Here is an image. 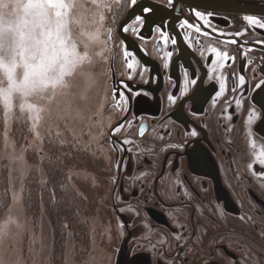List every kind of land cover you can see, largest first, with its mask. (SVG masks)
<instances>
[{"label": "flooded vegetation", "instance_id": "obj_1", "mask_svg": "<svg viewBox=\"0 0 264 264\" xmlns=\"http://www.w3.org/2000/svg\"><path fill=\"white\" fill-rule=\"evenodd\" d=\"M124 5L108 30L113 261L124 238V264H264V0H138L125 41Z\"/></svg>", "mask_w": 264, "mask_h": 264}, {"label": "rangeland", "instance_id": "obj_2", "mask_svg": "<svg viewBox=\"0 0 264 264\" xmlns=\"http://www.w3.org/2000/svg\"><path fill=\"white\" fill-rule=\"evenodd\" d=\"M121 0H64L66 11L65 42L74 49V62L67 68L62 83L49 85L29 95L13 92L3 106L0 128V164L6 165L10 203L0 217V264H52L53 227L47 213L40 212L35 221L28 214L22 198L25 177L31 168L45 176L43 160L49 150L45 137L53 135L61 142L73 143L78 153L67 165L68 176L88 178L93 214L90 248L84 255L75 254L72 240H66L62 264H114L116 228L108 204L112 169V153L108 130L115 121L110 107L108 30L114 27L115 12ZM15 3L27 0H0V15L5 22L15 23L22 14ZM117 61V68L121 64ZM23 69L17 68L16 79ZM6 76L0 70V88H6ZM32 107H29V106ZM24 113L30 133L17 141L12 132L14 110ZM34 151V154H33ZM100 177H105L101 179ZM104 190V194L101 193ZM105 200V201H104Z\"/></svg>", "mask_w": 264, "mask_h": 264}, {"label": "snow or ice", "instance_id": "obj_3", "mask_svg": "<svg viewBox=\"0 0 264 264\" xmlns=\"http://www.w3.org/2000/svg\"><path fill=\"white\" fill-rule=\"evenodd\" d=\"M22 14L17 16L15 23L5 22L4 17L0 15V70H3L6 76V88H0V96L6 101L13 92H22L29 95L36 90H42L51 85L53 88L62 83L67 68L74 62L76 56L75 50L71 49L65 42L66 27V9L69 5L64 0H27V3H15ZM138 4V0H131L130 6ZM8 4H2L0 7L6 8ZM142 13L135 16V23L145 25L149 22V17L144 13L154 14V9L149 6H143ZM198 18H203L202 13H195ZM250 23H257L253 18L246 17ZM187 22H182L181 26ZM264 26V25H261ZM191 27V25H189ZM163 21L159 23L156 31L164 40L170 38L162 29ZM123 31L128 28L123 27ZM139 35V29H133ZM196 31L200 29L197 27ZM170 57L171 53H167ZM227 58V54H223ZM126 59H130V54L125 49ZM128 68L133 65L128 63ZM167 66V65H166ZM23 69L21 79H16L15 72L17 68ZM243 83V77L240 78ZM192 84L196 80L192 79ZM264 86V82L262 85ZM185 91H187L185 89ZM183 95V93H182ZM219 95V93H217ZM120 99L126 102L123 92L119 93ZM169 100L175 102L170 95ZM239 103V101H237ZM29 107H32L31 105ZM113 131H119V127ZM195 131L192 135H195ZM261 158L258 163L264 165V153L260 154ZM253 167L252 164L249 165Z\"/></svg>", "mask_w": 264, "mask_h": 264}, {"label": "trees", "instance_id": "obj_4", "mask_svg": "<svg viewBox=\"0 0 264 264\" xmlns=\"http://www.w3.org/2000/svg\"><path fill=\"white\" fill-rule=\"evenodd\" d=\"M124 0L117 5L114 14L115 24L124 14ZM3 125V106L0 100V128ZM12 132L17 141H22L30 133L28 117L14 110L11 117ZM45 145L49 150L48 157L43 160L45 176H39L35 168H31L25 177L22 198L25 210L34 216L35 221L40 212L47 213L53 227L52 264H62L63 247L68 237L71 238L75 254L84 255L90 248L91 224L89 214H93L94 198L89 199L91 185L88 178L68 176L67 165L76 156L73 143H64L51 134L45 137ZM34 154V151H33ZM101 179H104L105 177ZM106 182L108 180L106 179ZM104 190H101L103 193ZM104 194V193H103ZM105 201V200H104ZM10 203L6 165L0 164V217Z\"/></svg>", "mask_w": 264, "mask_h": 264}, {"label": "water", "instance_id": "obj_5", "mask_svg": "<svg viewBox=\"0 0 264 264\" xmlns=\"http://www.w3.org/2000/svg\"><path fill=\"white\" fill-rule=\"evenodd\" d=\"M136 7L137 6H132L130 8L127 15L125 16V18H123V20L120 22V24L118 26V33H119V35L123 41H125V38H124V35H122L121 30L134 17ZM239 11H242V10H239ZM245 11H248V9L245 8ZM111 50H112V54H111V59H110V73H111L110 76H111V84H112V90H113V95H114L115 90H116V85L119 84L120 81H118L116 79V72H115V67H114V50H113L112 43H111ZM118 125H120V122L112 128V130L110 131V136H111L112 131L114 129H116L118 127ZM261 125L264 126V120L262 121ZM114 141H115V139L113 137H110V143L112 144V147L117 152ZM114 161H116V156H115ZM115 214H116L117 220L120 221L119 216H118V212L116 209H115ZM123 254H124V238L121 240L120 245L116 250V254H115V258H114V264H124V255Z\"/></svg>", "mask_w": 264, "mask_h": 264}]
</instances>
